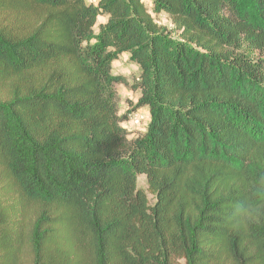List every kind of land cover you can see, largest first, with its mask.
Segmentation results:
<instances>
[{
	"label": "trees",
	"instance_id": "16d2710c",
	"mask_svg": "<svg viewBox=\"0 0 264 264\" xmlns=\"http://www.w3.org/2000/svg\"><path fill=\"white\" fill-rule=\"evenodd\" d=\"M150 1L0 0V264H264V0Z\"/></svg>",
	"mask_w": 264,
	"mask_h": 264
},
{
	"label": "rangeland",
	"instance_id": "374dc122",
	"mask_svg": "<svg viewBox=\"0 0 264 264\" xmlns=\"http://www.w3.org/2000/svg\"><path fill=\"white\" fill-rule=\"evenodd\" d=\"M96 4L97 0H86ZM147 10L155 20V22L164 27L168 33L174 37H178L179 31L175 28L170 17L166 13L154 14L151 11V1L143 0ZM106 16H98L95 26L93 27L94 33L98 32V24L103 23ZM135 65L134 67H128ZM127 67V70L125 68ZM112 74L120 75L126 80V84H117L116 90L119 97V114L123 115L125 120L121 122V126L125 128L128 138H133L136 135L145 131L149 123V113L147 106H139L138 98L140 96L139 89H135L132 85L138 82L140 68L139 66L128 57L127 60H122V54L112 62ZM145 113L147 114L145 116ZM138 188L142 189L149 200L153 202L152 196L146 190V180L144 175H138L136 180Z\"/></svg>",
	"mask_w": 264,
	"mask_h": 264
},
{
	"label": "clouds",
	"instance_id": "9594fccd",
	"mask_svg": "<svg viewBox=\"0 0 264 264\" xmlns=\"http://www.w3.org/2000/svg\"><path fill=\"white\" fill-rule=\"evenodd\" d=\"M129 56H130V53H128V52L122 53V60H127ZM134 66L135 65H129L128 67H134ZM125 70H127V67L125 68ZM146 115L147 114L145 113V116ZM180 264H183V260L182 259L180 260Z\"/></svg>",
	"mask_w": 264,
	"mask_h": 264
}]
</instances>
